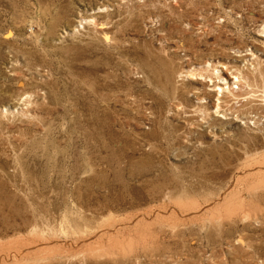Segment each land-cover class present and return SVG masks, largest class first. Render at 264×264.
<instances>
[{"label":"rangeland","instance_id":"1","mask_svg":"<svg viewBox=\"0 0 264 264\" xmlns=\"http://www.w3.org/2000/svg\"><path fill=\"white\" fill-rule=\"evenodd\" d=\"M0 264H264V0H0Z\"/></svg>","mask_w":264,"mask_h":264},{"label":"bare ground","instance_id":"2","mask_svg":"<svg viewBox=\"0 0 264 264\" xmlns=\"http://www.w3.org/2000/svg\"><path fill=\"white\" fill-rule=\"evenodd\" d=\"M212 68V67H211ZM214 68V67H213ZM216 69V68H215ZM239 71V70H238ZM212 72H214V70L212 71ZM218 72V71H217ZM240 72V71H239ZM239 72H238V76H239ZM240 73H242V72H240ZM198 74V73H197ZM237 74V73H236ZM241 75V74H240ZM244 75V74H243ZM210 76V75H209ZM220 76H221V74H220ZM220 76H218V77H220ZM245 76L247 77V75L245 74ZM234 77H237V76H234ZM223 78H225V77H223ZM240 78V77H239ZM220 79V78H219ZM244 79V76H243V78H242V80ZM237 80V79H236ZM250 80V79H249ZM239 81H241V80H239ZM247 81V80H246ZM252 81H250V83H251ZM228 82L227 81H225V82H223V84H224V86H225V90L227 89L228 90V92H230V88H229V86H230V83L229 84H227ZM248 85V84H247ZM221 86V85H220ZM224 86H221L220 87V89L222 90L223 88H224ZM249 86H250V84H249ZM252 87H253V85H252ZM251 87V88H252ZM250 88V87H249ZM233 91V90H232ZM232 93V92H231ZM231 93H229L230 95H231ZM228 94V93H227ZM233 95V94H232Z\"/></svg>","mask_w":264,"mask_h":264}]
</instances>
